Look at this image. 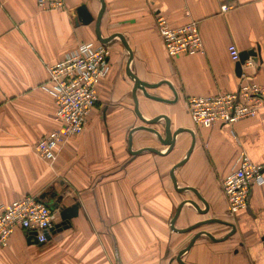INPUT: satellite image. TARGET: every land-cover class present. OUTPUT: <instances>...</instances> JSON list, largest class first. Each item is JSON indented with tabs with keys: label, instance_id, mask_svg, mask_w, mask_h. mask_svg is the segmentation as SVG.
I'll use <instances>...</instances> for the list:
<instances>
[{
	"label": "crops",
	"instance_id": "0c3cea01",
	"mask_svg": "<svg viewBox=\"0 0 264 264\" xmlns=\"http://www.w3.org/2000/svg\"><path fill=\"white\" fill-rule=\"evenodd\" d=\"M104 1L103 37L123 35L133 55L134 75L148 83L168 81L177 93V101L168 103L138 90L142 114L148 119L167 115L172 131L183 127L195 134V147L175 175L180 188L200 193L209 211L201 214L185 204L175 227L184 229L215 218L236 226L225 240L199 236L183 261L264 264V184L254 186L248 207L231 217L222 187L242 149L264 165V105L256 117L232 127L221 123L197 127L188 111L192 96L236 90L240 76L230 58L231 44L240 51L259 48L258 61L248 71L264 85V0ZM228 3L236 6L222 12L221 6ZM82 4L95 18L89 24L78 19L76 10ZM101 9L100 0H68L64 9L47 11L36 0H0V205L45 193L51 206L59 196V207L80 204L70 226L53 233L46 243H38L30 231L16 229L9 245L0 247V264H181L177 256L197 233L207 231L221 239L232 230L222 223L188 232L172 229L183 201L193 200L205 209L194 191L177 190L171 176L172 168L185 159L192 135L182 133L178 140L183 135L188 143L182 148L176 144L167 155L130 152V131L146 123L135 111L136 83L127 73L130 53L119 37L108 44L110 71L98 85V101L85 131L69 139L55 163L37 153L39 139L58 126L54 97L42 87L49 78L48 67L82 43L101 42L96 26ZM158 13L173 26L197 21L203 51L170 58L156 26ZM148 92L175 98L168 84ZM135 118L141 123L131 126ZM165 123L162 119L151 126L163 134ZM146 138L153 140L154 134L135 131L132 149L155 147L138 145ZM162 146L158 149L166 151L168 146ZM60 221L59 212L56 223ZM215 225L220 226V235L210 229Z\"/></svg>",
	"mask_w": 264,
	"mask_h": 264
},
{
	"label": "built area",
	"instance_id": "2783aa9c",
	"mask_svg": "<svg viewBox=\"0 0 264 264\" xmlns=\"http://www.w3.org/2000/svg\"><path fill=\"white\" fill-rule=\"evenodd\" d=\"M68 0H36L41 10H61ZM235 3L221 6L222 12ZM156 26L170 58L194 55L203 51V39L197 21L173 26L161 13L156 15ZM234 63L240 61V49L235 44L228 48ZM111 49L103 43L87 42L48 67L49 78L42 86L55 100V120L58 126L36 143L39 156L55 163L69 139L85 131L89 115L98 101V85L110 71ZM255 65L252 57L242 65L236 90L227 93L192 96L188 111L197 127L215 124L234 126L238 121L256 117L264 105V85L255 81L249 69ZM264 184V165L255 163L241 150L236 166L222 180L228 201V212L236 215L246 208L254 186ZM59 209L52 208L35 195H26L0 205V247H7L14 231L25 229L35 234L38 243H46L58 219Z\"/></svg>",
	"mask_w": 264,
	"mask_h": 264
},
{
	"label": "water",
	"instance_id": "95a60500",
	"mask_svg": "<svg viewBox=\"0 0 264 264\" xmlns=\"http://www.w3.org/2000/svg\"><path fill=\"white\" fill-rule=\"evenodd\" d=\"M100 1L102 3V9H101V11H100V13L98 15L97 23H96L98 38L101 41V43L108 45V44H110V42L114 38L119 37L122 40L125 48L129 51L130 60H129V64H128L127 73L130 76V78L136 83V86L134 87V90H133V95H134L135 105H136L135 106V111L138 114V116L146 123L145 125H141V126L135 127V128H133L130 131L129 139H128L130 152L136 155V154H140V153H142L144 151H152V152H155V153H158V154H161V155H167L175 148V146H176V144L178 142V137L182 133L188 132V133H190L192 135V145H191L190 149L188 150L185 159H183L180 163L176 164L172 168L171 176H172V179L174 181V185H175L177 190H179L181 192H186V191H189V190L194 191L196 193L198 199L205 204V209H201V207L193 200H185V201H183L178 206L176 214H175V216L173 217V219L171 221L172 229L174 231H177V232H188V231L194 230V229H196V228H198V227H200L202 225L210 224V223H222V224H226V225L232 226V228H233L231 232H229L227 235H225L221 239H217L216 237H214L211 233H209L207 231H201V232L197 233L192 238V240L189 243V245L187 247H185L183 250H181L179 255L177 256V260L181 264H186L183 261L182 258L190 250V248L192 247V245L194 244V242L196 241V239L199 236L206 235V236H208L210 239H212L214 241L225 240L229 236L233 235L236 232V226L233 223H230L228 221L215 218V219H208V220L200 221V222L192 225L191 227L184 228V229H178V228L175 227L176 219L179 216V214L181 212V209H182V207L185 204H191L201 214H207L208 211H209V205L207 204L206 200L200 195V193L196 189H193V188H180L179 185H178V181H177L176 175H175V170L178 167L182 166L184 163H186V161L190 157V155H191V153H192V151H193V149L195 147V143H196L195 134H194V131L192 129L183 128V127L177 129L176 131H172L171 119L167 115H161V116H158V117L153 118V119H148L142 114V112L140 111L139 101H138V98H137V91L138 90L142 91L144 93V95H146L147 97H149L151 99H154V100H157V101H164V102H168V103H175L177 101V93H176L175 89L172 87L171 83H169L168 81H162V82H159V83H148L146 81H143V80L139 79L138 77H136L134 75V73L131 71V64H132V60H133V55H132L131 49H130L126 39L124 38V36L121 35V34H114V35H112L110 37L105 38V37H103L102 33L100 32V22H101L102 15H103V13L105 11V6H106L104 0H100ZM76 11H77V15H78L79 21H81L83 24H89V23L93 22L94 19H95L94 16L91 14L87 4L80 5L77 8ZM258 56H259V48L257 50L250 49V50L241 51V53H240V61L236 63V73H237V75L241 76V74H242L241 65L247 59L252 57L254 60L258 61ZM163 84H168L170 86V88L173 90V92L175 94V98L173 100L165 99V98L153 95V94L148 92L149 88H157V87H160ZM162 119H164L165 122H166L163 134L158 129H156V128L151 126V125H154V124H158ZM137 130H146V131H149V132L153 133L158 138L160 143H162L163 145L168 146V148L166 149V151H161V150H159L156 147H146V148H143L141 150L134 151L132 149V146H133V134ZM51 196H52V198L55 197L56 196V192L53 191ZM45 198H46V193L41 195V199L45 200ZM61 199H62V197L59 196L58 197V201L60 202ZM45 201L47 202V200H45ZM59 202H56L54 205H52V208H60L59 212H60V217H61V221L59 223H56L54 225V227L52 228V234L55 233L56 231H61L62 229L68 228L70 226V224H71V219L78 215V210H79V206H80L79 203H76V204H74V205H72L70 207H64V206L59 207ZM248 205H249V203H248ZM248 205H247V207H248ZM52 234H49L48 239L51 238ZM262 240L264 241V237L262 238Z\"/></svg>",
	"mask_w": 264,
	"mask_h": 264
},
{
	"label": "rangeland",
	"instance_id": "374dc122",
	"mask_svg": "<svg viewBox=\"0 0 264 264\" xmlns=\"http://www.w3.org/2000/svg\"><path fill=\"white\" fill-rule=\"evenodd\" d=\"M139 123H141V121L137 118H135V121L133 122V124L131 126H134V125H138ZM149 136V134H146ZM145 136V135H144ZM189 141V138H186L185 136H181L177 142V146L178 148H182L184 145H186ZM152 145V146H155L156 148H160V149H163V146L162 144L157 140V137L154 135V138L152 140V138H146V139H143L141 141L138 142V145ZM175 212V211H174ZM229 216L231 217V213L229 212ZM195 224V223H194ZM193 225V224H192ZM210 229L214 232V234L216 235H220L221 232L218 231L220 230V226H212L210 227ZM176 237H179L178 235H176Z\"/></svg>",
	"mask_w": 264,
	"mask_h": 264
},
{
	"label": "flooded vegetation",
	"instance_id": "af4514ba",
	"mask_svg": "<svg viewBox=\"0 0 264 264\" xmlns=\"http://www.w3.org/2000/svg\"><path fill=\"white\" fill-rule=\"evenodd\" d=\"M232 229H233V228H232ZM231 231H232V230H231ZM231 231H230V232H231ZM228 233H229V232H228ZM228 233H227V234H228Z\"/></svg>",
	"mask_w": 264,
	"mask_h": 264
}]
</instances>
